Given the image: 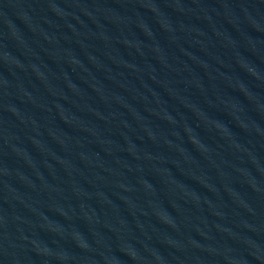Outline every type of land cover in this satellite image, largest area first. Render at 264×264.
<instances>
[{"label":"water","instance_id":"water-1","mask_svg":"<svg viewBox=\"0 0 264 264\" xmlns=\"http://www.w3.org/2000/svg\"><path fill=\"white\" fill-rule=\"evenodd\" d=\"M0 217L45 264H264V0H0Z\"/></svg>","mask_w":264,"mask_h":264}]
</instances>
